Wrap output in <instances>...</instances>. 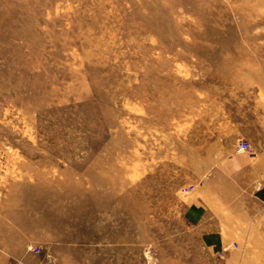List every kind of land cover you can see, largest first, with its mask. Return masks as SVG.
<instances>
[{
	"label": "rangeland",
	"instance_id": "1",
	"mask_svg": "<svg viewBox=\"0 0 264 264\" xmlns=\"http://www.w3.org/2000/svg\"><path fill=\"white\" fill-rule=\"evenodd\" d=\"M238 142L264 0H0V264H264L254 186L216 173Z\"/></svg>",
	"mask_w": 264,
	"mask_h": 264
},
{
	"label": "crops",
	"instance_id": "2",
	"mask_svg": "<svg viewBox=\"0 0 264 264\" xmlns=\"http://www.w3.org/2000/svg\"><path fill=\"white\" fill-rule=\"evenodd\" d=\"M241 130H232L233 132L227 135L231 136H245L246 133ZM255 149V148H254ZM230 152V153H229ZM255 154L250 155L239 154L235 149L226 151L224 166L217 169L216 173L219 176L228 179L229 184H245L253 189L250 190L251 198L259 204L264 206V146H257ZM207 206L204 204H196L188 213V218L194 225H204L206 222L207 212L202 209ZM210 228H205V232H216L213 229V224ZM205 227V226H203Z\"/></svg>",
	"mask_w": 264,
	"mask_h": 264
},
{
	"label": "built area",
	"instance_id": "3",
	"mask_svg": "<svg viewBox=\"0 0 264 264\" xmlns=\"http://www.w3.org/2000/svg\"><path fill=\"white\" fill-rule=\"evenodd\" d=\"M236 150L238 152H245V153H249V154L254 153V150L251 149L250 145L247 142H238Z\"/></svg>",
	"mask_w": 264,
	"mask_h": 264
}]
</instances>
